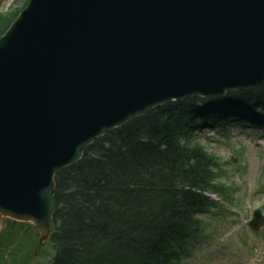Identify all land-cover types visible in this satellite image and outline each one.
<instances>
[{"label": "water", "instance_id": "obj_1", "mask_svg": "<svg viewBox=\"0 0 264 264\" xmlns=\"http://www.w3.org/2000/svg\"><path fill=\"white\" fill-rule=\"evenodd\" d=\"M263 85L264 0H29L0 37V226L27 222L41 244L56 174L96 139Z\"/></svg>", "mask_w": 264, "mask_h": 264}, {"label": "trees", "instance_id": "obj_2", "mask_svg": "<svg viewBox=\"0 0 264 264\" xmlns=\"http://www.w3.org/2000/svg\"><path fill=\"white\" fill-rule=\"evenodd\" d=\"M16 16L0 14V36ZM258 116L264 118V85L212 101L172 102L97 139L55 177L50 264H173L197 241L202 217L219 208L205 194L215 190L214 163L197 132L257 128ZM19 228L8 225L3 238Z\"/></svg>", "mask_w": 264, "mask_h": 264}, {"label": "rangeland", "instance_id": "obj_3", "mask_svg": "<svg viewBox=\"0 0 264 264\" xmlns=\"http://www.w3.org/2000/svg\"><path fill=\"white\" fill-rule=\"evenodd\" d=\"M28 0H0V14L18 13ZM205 127L198 131L200 146L213 158L214 194L219 209L202 217L203 230L197 241L176 264H264V225L254 230L248 223L254 210L264 216V128L229 126L223 131ZM236 193L233 210L224 209L223 197ZM236 212H235V211ZM264 218V217H263ZM3 235V234H2ZM0 235V241L3 236ZM3 238L5 264H50L55 253L51 240L38 244L31 230ZM14 252V255H10ZM26 258L21 259L22 256Z\"/></svg>", "mask_w": 264, "mask_h": 264}, {"label": "bare ground", "instance_id": "obj_4", "mask_svg": "<svg viewBox=\"0 0 264 264\" xmlns=\"http://www.w3.org/2000/svg\"><path fill=\"white\" fill-rule=\"evenodd\" d=\"M190 243H192V242H190ZM188 246H189V243H186V244H185V248L187 249Z\"/></svg>", "mask_w": 264, "mask_h": 264}]
</instances>
